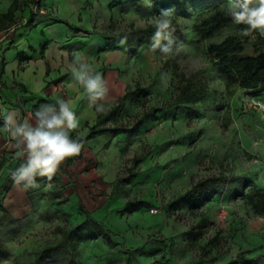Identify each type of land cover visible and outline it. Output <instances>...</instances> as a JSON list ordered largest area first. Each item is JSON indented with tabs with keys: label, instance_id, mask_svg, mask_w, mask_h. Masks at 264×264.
Here are the masks:
<instances>
[{
	"label": "rangeland",
	"instance_id": "374dc122",
	"mask_svg": "<svg viewBox=\"0 0 264 264\" xmlns=\"http://www.w3.org/2000/svg\"><path fill=\"white\" fill-rule=\"evenodd\" d=\"M129 1L32 0L18 10V17L22 22L23 13L33 8L98 31L109 30L115 21L118 32L131 23L145 26L160 14L151 0H141L139 6L127 5ZM226 6L227 0H202L190 2L184 14L172 7L164 9L172 12L171 18L176 17L183 31L182 37L175 38L182 43L178 53L164 55L144 46L132 56L121 37L100 35L114 47L108 58L113 60L110 66L117 81L127 89H134L136 82L142 87L140 93L129 95L117 119L128 124L142 121L132 133L104 132L82 142L83 158L66 168L71 174L65 173L64 166L50 180L39 177V186L28 190L13 180L26 161L5 158L10 163L2 167L0 201L9 214L4 217L0 208L4 251L0 264H30L36 251L62 240L63 231L85 220L81 202L113 229L116 241L109 245L101 236L88 238L85 230L74 231L69 245H77L83 264H203L202 255L217 256V262L224 263L241 250H249V257L262 255L256 264H264V216H253L246 200L234 196L245 179L257 185L264 182V91L228 85L208 55L209 45L232 34L235 24L200 44L194 42L195 26L202 18ZM95 52L84 53L89 63L101 60ZM195 58L199 59L195 69L205 73L207 94L188 103H193L192 111L183 106L160 109L176 99L183 76L195 70H189ZM217 105L223 108L218 110ZM145 112L151 113L144 116ZM87 130L71 134L77 139ZM135 155H143L136 165ZM131 170L141 172L127 179ZM219 174L236 179L219 185L217 193L194 212L179 200L198 179ZM89 175L91 180L85 178ZM203 216L206 222L200 223ZM217 233L220 240L203 249ZM127 247H138L130 263L123 251Z\"/></svg>",
	"mask_w": 264,
	"mask_h": 264
},
{
	"label": "trees",
	"instance_id": "16d2710c",
	"mask_svg": "<svg viewBox=\"0 0 264 264\" xmlns=\"http://www.w3.org/2000/svg\"><path fill=\"white\" fill-rule=\"evenodd\" d=\"M32 0H13L7 12L0 15V24L7 21L11 24L16 22L15 13L17 10H22L24 5L30 3ZM153 10L161 13L166 8H173L175 13L184 14L188 11L190 2H197L202 0H151ZM137 3L139 6L141 0H131L127 5ZM37 9H29L25 25L31 26L34 22V17L38 14ZM51 15L50 13H48ZM52 16V15H51ZM55 22L65 23L70 29L75 32H83L86 36L99 34L106 39H114L121 37L124 40L125 46L129 49L130 55H135L138 50L144 46L151 48L152 36L155 31L153 22L141 26L131 23L124 29L115 32L116 22L111 21L109 30L98 31L90 29L82 25H75L69 20L59 16H53ZM173 27L176 29L173 33V39L182 37L183 31L177 22L176 17L171 18ZM234 24L231 17L226 14V10L215 9L213 12L205 15L201 22L195 26L197 37L194 42L200 44L201 42L216 35L222 28ZM244 25H236L235 31L232 34L225 36L219 42H212L208 47V55L217 67L220 74L225 78L228 85H236L238 87L252 90L255 93L264 91V36L258 32L253 33L248 37H241L239 35L240 29ZM126 38V39H125ZM159 50V49H155ZM168 63V61L166 62ZM184 83L180 87L179 94L173 102L164 104L160 109H171L182 107L185 110H194V101L199 97H203L208 92V85L205 79V73L201 69L193 70L189 75L183 76ZM142 91L141 84L136 82L134 89H126V92L119 96L116 102L106 110L105 113H100L97 122L94 125L88 126V131L84 133L78 140L85 142L104 132L117 134L121 132L132 133L135 127L141 123L142 118L135 121L133 124L125 123L120 118V111L124 106L129 95H135ZM185 102V104H182ZM193 102L192 105L188 104ZM216 108L221 110L223 105H217ZM156 110V109H154ZM151 112H145L144 116L150 115ZM112 121L113 124L105 126L107 122ZM82 159V152L80 155L66 159L58 169L59 172L64 166L70 165L75 159ZM143 159V155H135L132 159L136 165ZM140 170H131L127 179H132L139 175ZM65 173L70 174L68 170ZM39 176L36 178L38 179ZM234 176H226L223 174L203 177L195 181L192 186L179 196V200L184 201L191 211H195L203 202L208 200L212 194L217 193V187L221 184L227 185L229 182H234ZM124 180V179H120ZM126 180V179H125ZM124 180V181H125ZM233 180V181H232ZM119 181L115 184L117 188ZM234 196L242 197L250 206V213L253 216H264V186L252 184L249 179H245L242 185L234 192ZM127 203H125L126 205ZM0 208L3 211L4 217L8 216V211L2 201H0ZM126 208V207H125ZM80 209L87 215L85 220L73 226L68 231H63V239L54 243L43 246L35 252V259L30 264H47L51 261L54 264H83L82 260L78 258L77 245L72 243L69 245V237L76 230H85L86 236L89 237H103L109 245L115 244L113 229L103 220L97 219L91 211H89L84 204L80 203ZM200 223L206 222V217H201ZM201 230V229H200ZM220 240V234H215L210 238L207 244L203 247L206 249L208 245L216 244ZM3 241L0 237V255L4 254ZM136 248H125L126 263H130ZM249 250H241L236 256L227 262H217L218 257H206L202 255L199 262L203 264H256L263 258L262 255H255L253 257L247 256Z\"/></svg>",
	"mask_w": 264,
	"mask_h": 264
},
{
	"label": "crops",
	"instance_id": "0c3cea01",
	"mask_svg": "<svg viewBox=\"0 0 264 264\" xmlns=\"http://www.w3.org/2000/svg\"><path fill=\"white\" fill-rule=\"evenodd\" d=\"M12 1L0 0V15L7 12ZM28 15L29 11L24 12L23 21L19 22L17 10L15 23L7 21L0 24V126L8 113H14L22 121L41 104L55 103V96H62L71 100L79 119V127L74 131L88 129V126L97 122L100 113L89 106L87 94L72 79L66 66L74 53L84 56L88 52L89 56L99 51L101 60L90 61V64L107 81L109 92L102 101L105 107L102 113H105L127 89L117 81L115 70L110 66L113 60L108 57L114 50L112 43L105 42L99 34L83 39V32L80 34L65 23L55 22L48 13L46 16L39 12L34 17L33 25L27 26ZM108 125L106 123L105 126ZM11 143L7 133L0 131V176L4 162L10 163L9 156L26 161V157L16 156V150L10 147ZM74 161L71 165H74ZM67 167L70 166H65L64 170L69 169ZM92 176L85 178L91 180ZM260 186H264V182Z\"/></svg>",
	"mask_w": 264,
	"mask_h": 264
},
{
	"label": "clouds",
	"instance_id": "9594fccd",
	"mask_svg": "<svg viewBox=\"0 0 264 264\" xmlns=\"http://www.w3.org/2000/svg\"><path fill=\"white\" fill-rule=\"evenodd\" d=\"M226 14L234 24L245 26L240 29L241 37L256 32L264 36V0H227ZM171 16L170 10H164L153 21L155 31L151 49H159L164 55L173 51L178 53L182 47V43L177 44L173 39L176 29ZM198 64V58L192 59L189 70ZM66 71L87 94L89 106L98 113L104 112L102 101L109 92L104 75L79 53L73 54ZM79 123L71 100L62 96H55V103L41 104L22 121L14 113L5 115L0 131L7 133L16 156L26 157V163L13 174L14 183L23 190L38 187V176L50 180L66 159L80 155L83 143L71 134L78 129Z\"/></svg>",
	"mask_w": 264,
	"mask_h": 264
},
{
	"label": "built area",
	"instance_id": "2783aa9c",
	"mask_svg": "<svg viewBox=\"0 0 264 264\" xmlns=\"http://www.w3.org/2000/svg\"><path fill=\"white\" fill-rule=\"evenodd\" d=\"M154 211V209H152Z\"/></svg>",
	"mask_w": 264,
	"mask_h": 264
}]
</instances>
